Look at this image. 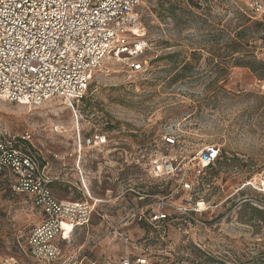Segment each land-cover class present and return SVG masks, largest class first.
<instances>
[{
    "label": "rangeland",
    "instance_id": "obj_1",
    "mask_svg": "<svg viewBox=\"0 0 264 264\" xmlns=\"http://www.w3.org/2000/svg\"><path fill=\"white\" fill-rule=\"evenodd\" d=\"M193 2L140 1L143 73L130 78L122 60L110 58L79 102L0 99V131L31 134L54 196L94 205L89 226L63 237L64 254L82 248L90 258L147 264H264V215L243 207L264 210V80L221 48L248 18L264 21V0ZM245 36L250 55L264 58V29ZM184 61L189 70H181ZM94 132L107 145L84 146ZM167 135L178 140L171 151ZM212 145L220 163L201 170L199 155ZM171 155L182 174L157 175L154 162ZM183 178L192 189L182 190ZM163 203L173 206L164 208L168 219L150 222ZM132 208L146 219H127ZM42 218L34 198L0 176V261L29 262L27 238Z\"/></svg>",
    "mask_w": 264,
    "mask_h": 264
},
{
    "label": "built area",
    "instance_id": "obj_2",
    "mask_svg": "<svg viewBox=\"0 0 264 264\" xmlns=\"http://www.w3.org/2000/svg\"><path fill=\"white\" fill-rule=\"evenodd\" d=\"M140 1L0 0V99L27 105L55 98L79 102L94 73L110 58L122 60L130 78L143 73L147 61L141 55L147 41L137 13ZM30 143V133L0 131V175L8 177L15 192L32 195L43 217L27 238L29 262L11 257L0 264H147L144 257L136 261L90 258L82 248L63 256V237L89 226L94 205L89 200L57 199L40 155ZM107 143V136L100 132L84 139V146L91 148ZM177 143L176 136H165L167 150ZM81 144L80 140L79 148ZM219 158L220 148L208 146L199 155V169ZM178 162L176 156L165 157L154 162L153 171L159 176H180ZM181 186L184 191L192 189L185 178ZM168 206L173 207L163 203L160 210L149 213L150 222L167 220L164 208ZM127 219L143 221L144 209L132 208Z\"/></svg>",
    "mask_w": 264,
    "mask_h": 264
},
{
    "label": "trees",
    "instance_id": "obj_3",
    "mask_svg": "<svg viewBox=\"0 0 264 264\" xmlns=\"http://www.w3.org/2000/svg\"><path fill=\"white\" fill-rule=\"evenodd\" d=\"M193 1L194 0H187V2L194 5ZM169 3H171V1ZM248 21L250 23H244L242 28L239 31L235 32L233 36H229L227 39H222L221 48L224 50V53L227 56L231 57L232 64L234 66L249 68L259 80H264V58H258L257 56L250 55V53L246 50V48H249L250 42L245 36V32L247 31L250 32L251 30L256 31L264 29V21H252L250 18H248ZM191 55L193 56V58H195L198 54L196 52H193ZM167 57L173 58L174 55L170 54ZM191 67V61H184L181 70H189ZM220 158L216 161V163H220ZM212 167L213 166H210V168ZM243 207L244 209L250 208L253 212V215L255 216L264 215L263 209H259L251 204H244Z\"/></svg>",
    "mask_w": 264,
    "mask_h": 264
},
{
    "label": "crops",
    "instance_id": "obj_4",
    "mask_svg": "<svg viewBox=\"0 0 264 264\" xmlns=\"http://www.w3.org/2000/svg\"><path fill=\"white\" fill-rule=\"evenodd\" d=\"M27 194V193H26ZM30 195V194H29ZM32 196V195H31ZM33 197V196H32ZM37 225V224H36ZM35 226V225H34ZM33 226V227H34ZM61 247H62V244H61ZM62 253H63V248H62ZM63 256H67L66 254L63 253ZM11 258V257H10Z\"/></svg>",
    "mask_w": 264,
    "mask_h": 264
},
{
    "label": "bare ground",
    "instance_id": "obj_5",
    "mask_svg": "<svg viewBox=\"0 0 264 264\" xmlns=\"http://www.w3.org/2000/svg\"><path fill=\"white\" fill-rule=\"evenodd\" d=\"M141 32V31H140ZM142 34V33H141Z\"/></svg>",
    "mask_w": 264,
    "mask_h": 264
}]
</instances>
